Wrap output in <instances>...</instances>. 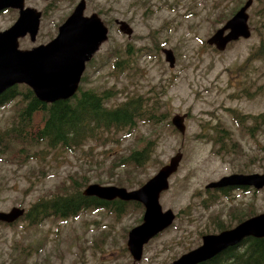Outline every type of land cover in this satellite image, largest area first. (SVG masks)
I'll return each mask as SVG.
<instances>
[{
    "label": "rangeland",
    "instance_id": "1",
    "mask_svg": "<svg viewBox=\"0 0 264 264\" xmlns=\"http://www.w3.org/2000/svg\"><path fill=\"white\" fill-rule=\"evenodd\" d=\"M34 1L29 0V5ZM77 1L59 2L41 18L36 40L23 37L19 46L28 48L55 36L68 8ZM86 1L87 13L99 8L109 31L91 64H86L81 89L118 90L107 106L118 105L130 94L150 95L167 118L157 123L138 122L130 131L112 132L106 141L88 140L73 151L41 152L42 156L24 163L8 153L0 158V212L25 209L41 197L71 191V179L85 180L86 185L137 188L181 151L183 157L169 178V189L159 197L162 210L171 209L176 218L144 245L140 261H133L126 244L128 231L142 216L139 208L130 205L118 217L87 210L76 218L47 219L36 226H26L19 219L0 221V264H164L196 248L201 236L215 233L217 225H235L233 212L239 214L250 205L255 214L264 213V188L234 190L214 201L208 200L210 193L204 190L208 182L224 175L264 172V126L256 125L250 135L235 122V113L264 111V59L255 52L261 35L254 26L263 18L257 13L258 1L252 0L247 9L253 18V23L248 19L250 37L230 42L223 51L206 40L245 0ZM40 2L36 0V4ZM17 17L15 11L0 14V31ZM116 20L132 28L130 37L119 30ZM128 43L130 50L141 49L130 62L131 68L118 72L110 61L100 64L105 54L113 49L123 53ZM163 48L173 50V68L165 61ZM13 104L0 108V129L12 121ZM175 114H186L184 134L170 124ZM251 119L244 117V124L249 126ZM215 124L229 131L232 140L224 146L234 142L236 152H215L207 139L209 134L214 136L211 127ZM149 139L154 140V150L148 162L138 168L121 164Z\"/></svg>",
    "mask_w": 264,
    "mask_h": 264
},
{
    "label": "trees",
    "instance_id": "2",
    "mask_svg": "<svg viewBox=\"0 0 264 264\" xmlns=\"http://www.w3.org/2000/svg\"><path fill=\"white\" fill-rule=\"evenodd\" d=\"M257 1L259 5L257 13L263 18L261 17L259 26H254L261 35L255 52L257 57L264 59V34L262 33L264 0ZM260 16L257 17L260 18ZM249 19L253 23V18ZM140 51V48L130 50L128 43L123 53L113 49L104 55L100 64L104 65L110 61L113 70L122 72L123 69L132 67L131 63ZM21 86L23 89L19 88ZM117 91L112 87H106L104 91L98 92L90 87L79 90L70 98L44 102L39 100L34 91L25 84L8 86L0 93V108L14 102L15 112L12 115V121L4 129H0V158L10 153L14 155L12 158L24 163L29 159L42 156L41 152L73 151L88 140L106 141L112 137L109 135L112 132L126 128L130 131L138 122L157 123L167 118V114L162 111L156 98L141 93L127 95L116 106H107L106 102L112 99ZM244 117L249 118L244 113H235V118L240 125L247 121L243 120ZM250 118H254L251 119L252 122L260 128V124L264 123V111L251 115ZM211 130L214 136L209 134L207 139L211 141L216 153L237 151L234 142L227 147L224 146L225 141L229 143L232 140L225 127L215 124ZM244 131L252 135L253 126L244 128ZM153 146L154 140H147L141 147L127 154L121 160V164L132 165L134 168L143 166L152 157ZM85 186V180L80 182L77 179H71V191L55 193L31 202L25 209L22 208L23 214L19 217V221L26 226H36L47 219L74 218L87 210L105 211L118 217L126 212L129 205L133 209L139 208V214L143 212V206L138 202H125L118 198L106 200L94 195H86L83 193ZM234 189L236 188L212 189L208 200L214 201L218 196L228 197ZM241 189L256 192L247 187H241ZM254 214L249 205L239 214L233 213L231 221L240 222ZM138 217L139 223L142 217ZM224 227L229 226H222ZM198 264H264V236H247L238 244L229 246Z\"/></svg>",
    "mask_w": 264,
    "mask_h": 264
},
{
    "label": "water",
    "instance_id": "3",
    "mask_svg": "<svg viewBox=\"0 0 264 264\" xmlns=\"http://www.w3.org/2000/svg\"><path fill=\"white\" fill-rule=\"evenodd\" d=\"M251 3L252 0H245L223 25L211 34L206 40L207 44L223 51L229 42L240 37L248 38L251 32L247 9ZM8 6L19 7L20 14L9 28L0 31V93L8 86L24 83L44 102L70 97L77 89L85 62L108 38V27L97 13L84 15L85 0H80L59 25L54 38L31 49H19L18 38L25 33L29 32L31 38L35 39L40 13L31 8H22L23 0H0V10ZM115 23L121 32L131 35L132 28L125 21L116 20ZM163 52L166 62L173 67V51L164 48ZM184 118L185 114H175L171 118V124L182 134L185 132ZM181 159L182 153L177 151L136 189L90 184L83 190L86 195L106 200L118 197L123 201L142 203V221L127 234V249L134 261L141 259L144 244L169 227L174 220L175 214L171 209L162 210L159 196L169 188L168 179L178 169ZM225 186H252L261 189L264 187V172L224 175L206 185L207 188ZM22 214L23 209L13 208L10 213L0 212V220L12 223ZM247 236H264V213L248 217L234 227L218 233L204 234L199 246L164 264L200 263L221 250L238 244Z\"/></svg>",
    "mask_w": 264,
    "mask_h": 264
},
{
    "label": "flooded vegetation",
    "instance_id": "4",
    "mask_svg": "<svg viewBox=\"0 0 264 264\" xmlns=\"http://www.w3.org/2000/svg\"><path fill=\"white\" fill-rule=\"evenodd\" d=\"M41 2L39 3V4H36V0L34 1V5L33 6H30L29 5V0H24V6L25 7H33V9H35L37 12H40V21H41V18L42 17H44V16H46V15H48V14H50L51 12H52V10L55 8V7H57V5H58V3L59 2H61V1H64V0H40ZM73 7H74V5H72V6H70L69 8H68V14L65 16V18L72 12V9H73ZM9 11H15V12H17V14H18V10L17 9H14V8H6V9H4L0 14H5V13H7V12H9ZM97 13L98 15H99V12H100V9L99 8H97V9H95V10H92L91 12H89V13H87V1H86V8H85V10H84V14L85 15H89V14H91V13ZM100 16V15H99ZM64 18V19H65ZM39 26H40V24H39ZM26 36H28L29 38H30V36H29V33H27V34H25L24 36H22V37H26ZM37 37V36H36ZM54 37V36H53ZM52 37V38H53ZM52 38H50V39H52ZM21 39V38H20ZM19 39V40H20ZM49 39V40H50ZM18 40V41H19ZM35 40H36V38H35ZM48 40V41H49ZM20 44V43H19ZM39 44H42V43H39ZM37 45V44H36ZM20 47V46H19ZM30 47H32V46H30ZM30 47H28V48H30ZM20 48H22V47H20ZM261 91H262V84H260V86H259V92L261 93ZM245 114V113H244ZM246 115H248L249 116V118H250V116L251 115H256V114H246ZM236 123H237V126L239 127V128H241L242 130H243V132H244V128H247V127H251V126H253V130L255 129V126H256V124L254 123V122H252V120L250 121H248L249 122V126H246L244 123L242 124V125H240V123H239V121L238 120H236L235 121ZM252 123V124H251ZM262 126H264V123H262V124H260V128L262 127ZM237 173H242V172H237ZM222 189V188H221ZM221 189H219L218 188V190H221ZM236 190H242L241 189V187H237L236 188ZM206 193V192H205ZM222 228H216V229H214L215 231H219V230H221Z\"/></svg>",
    "mask_w": 264,
    "mask_h": 264
}]
</instances>
